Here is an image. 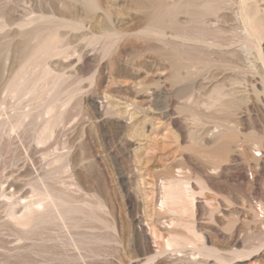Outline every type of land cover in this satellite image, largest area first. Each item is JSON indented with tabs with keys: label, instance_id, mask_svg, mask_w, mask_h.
<instances>
[{
	"label": "rangeland",
	"instance_id": "obj_1",
	"mask_svg": "<svg viewBox=\"0 0 264 264\" xmlns=\"http://www.w3.org/2000/svg\"><path fill=\"white\" fill-rule=\"evenodd\" d=\"M23 19L32 21L25 31ZM5 20L13 24L0 27V264H264V0H0ZM48 44L60 54L46 68L28 59ZM130 82L169 92H156L152 109L132 108L122 126L130 114L116 103L147 100ZM217 85L236 93L211 103ZM46 110L56 132L38 144ZM227 121L239 128L208 137ZM182 165L196 179L182 228L191 235L195 225L216 252L146 262L135 218L152 222L150 195Z\"/></svg>",
	"mask_w": 264,
	"mask_h": 264
},
{
	"label": "bare ground",
	"instance_id": "obj_2",
	"mask_svg": "<svg viewBox=\"0 0 264 264\" xmlns=\"http://www.w3.org/2000/svg\"><path fill=\"white\" fill-rule=\"evenodd\" d=\"M15 1L16 2H20L21 0H15ZM90 3H91V6L92 7L95 6V0H90ZM31 22H32L31 20L23 19L21 22L18 23V27H19V29L21 31H25V30H27L29 28V25L31 24ZM245 22L248 23V27L250 28L251 19H250V17L248 15L245 17ZM1 24L2 25L0 27L3 29V28L11 27V25L13 23L10 22V21H8V20L7 21L5 20ZM11 29H12V27H11ZM146 31H149V30H146ZM181 38L185 42L187 40H189V41L190 40H193L192 38H187L185 36L184 37H181ZM55 41H56V39H54V42ZM46 43H47V41H46ZM45 47L44 46L43 47H40L39 50L33 52V55L32 56L30 54V57H28V59L32 57L33 62H35L37 59L38 60L41 59L42 61H44V62H42V66L44 68H46V66L48 64L47 63V59L53 55L52 52H55L56 54H60V52L56 51V46H54L52 44H48ZM48 48H49L50 52H48ZM262 59H263V62H264V58H262ZM231 67H232V65H231ZM163 73L161 72L159 74V77H162L163 76ZM23 78H24V76H23ZM34 80L31 79L32 82ZM103 82H105V80ZM234 82H235V80H234ZM166 83H168V82L166 81ZM8 86H9V89H11V93H14L15 92V89L13 87L14 86V82H12V81L11 82H8L7 87ZM221 88L224 89L220 85H217L214 88V91L215 90H218V89H220V90L218 91V93H219L218 96L215 97L214 99H212L211 100V103L212 102L214 104L215 103H218V102H220L222 100L223 96L225 98L226 96H229V95L233 94L236 91V86L232 87L231 89H229L227 91H221ZM128 89L130 91H132V93L135 95V98H140L142 96L143 97L145 96V97H147V100L139 101V100H136V99H132V100L130 99V100H126L124 102L118 101V103H116V104H123V107L122 108H124L126 110V112L130 114L129 121L128 120H123L122 126H126V125L131 124V122L133 121V117L135 118V115L133 116L134 111H132L133 110L132 108H134V107H137V108L138 107H144V108H147V109H152L151 108V105H152V102H154V100L152 101V98H153L154 94L156 92H158V91H162L165 94L169 92L167 87H165V86H157L154 89V91H151L150 90L147 93H145L146 91L144 92V91L141 90L140 84L139 83H135V82L128 83ZM161 94H163V93H161ZM211 94H213V93H211ZM104 98H105L104 102H106V104L111 103L110 98H109V96L107 94H105ZM106 104L105 103H102V104L98 103V110H103V108H104V106ZM116 106L117 105H115V107ZM258 106H259V108H260V110L262 112V115H263L262 117H264V103H262L261 100H260V103H258ZM135 110H136V108H135ZM146 112H147V110H146ZM149 112L151 113V111H149ZM138 113H140V112H138ZM46 114H50V110H46L45 113L43 114V116L41 115L42 116L41 117L42 118L41 119L42 120V124H41L42 125V129H41V131H40V133L38 134V137H37V143L38 144L46 143V141L48 139L54 137L55 132H56V129H55L56 126H57L56 121L55 120H52L53 117H48L47 118L45 116ZM118 114H119V112H118ZM239 125H240L239 123L236 124L233 121H227V122H224V123H221V124H216V125H213L211 127V129L208 130L207 134H208V137L213 136L215 134H225L226 132H228V131H230L232 129H235L237 127L239 128ZM13 127H14V125H13ZM154 140H155V138H154ZM156 141H158V140H156ZM210 141H212V140H210ZM134 151H135V149H134ZM52 154L54 155V161H56V162H60L61 160L64 159V156H65V153H59V152H56V151H53ZM151 157H153V155H151ZM133 166H135L134 168L136 169V164H134ZM178 168H179V166H178ZM180 168L182 169V171H179V170H177V171L181 172V174H176L177 172H173L171 170V171H169V174L167 176L168 177V180L167 181L165 180L164 182L160 183L156 187L154 185V187H155L154 188V191L152 192V195H150V197L152 196L150 200H152V202L154 204V207H156L154 209V213H153L154 214V217H153V219L152 218H151L152 220L149 219L150 221H152V222H150L152 224L145 222L144 221L145 219H144V216L143 215L140 216L138 214L139 216H137L135 218V222L137 224L136 227H135L136 228L135 229V235H136V238H137V241H138V244H139V249H140L141 253L145 257H147L146 258V262H151V263L156 262V259H158V258H160V257H162V256H164L166 254H172V253L175 254L178 257L185 258V256H186V254H187L188 251L192 252L190 254H199V255H203L205 257H209V256L213 255L216 252L215 251V248H212V247H210V246L207 245V242H206V239H205L203 233H201V231H199V230H196L195 229V225L189 227V230L191 232V235L186 234L185 233V230L182 228L183 225H184V223L186 221L182 217L181 213H187L190 210L191 206L193 207L194 204H195L196 190L191 185V179L192 180H196V179L192 178V176L189 173H187L188 171L187 172H183V169L186 168L185 166L182 165ZM131 174H132V172H131ZM197 177L199 178V180L202 183V185L205 186L207 184V183H205V180H204L205 174L204 175L203 174H200ZM199 180H198V182H199ZM193 185H195V184H193ZM135 200H136V203H137L136 206H138V207H140L141 204L144 203V201H142V199H140V197L137 194L135 195ZM158 201H160V205H157ZM231 206H233V205H231ZM166 212H172V214L171 213H169V214L170 215L175 214V215L173 217H170V219L168 218L167 220H164L163 223H159L162 220L161 215L163 213H166ZM225 212H227V211H225ZM11 215L14 217V213H11ZM151 253L153 254V256L150 255Z\"/></svg>",
	"mask_w": 264,
	"mask_h": 264
}]
</instances>
